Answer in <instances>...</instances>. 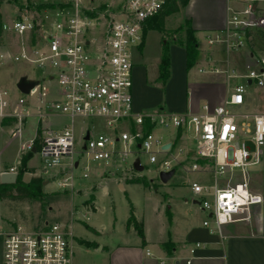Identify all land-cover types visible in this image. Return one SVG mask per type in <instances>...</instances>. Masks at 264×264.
Instances as JSON below:
<instances>
[{
	"label": "built area",
	"instance_id": "built-area-1",
	"mask_svg": "<svg viewBox=\"0 0 264 264\" xmlns=\"http://www.w3.org/2000/svg\"><path fill=\"white\" fill-rule=\"evenodd\" d=\"M170 1L31 0V10L26 8L18 13L19 20L1 26V33L18 38L20 47L11 53L0 46V70L24 62L41 76L30 79L37 86L29 95L16 86L15 95L0 80V128L5 121L16 123L12 134L19 137L21 126L36 117V135L24 151L36 149L46 172H64L58 181L62 189L74 187L82 159L86 179L91 163H112L116 171L123 170L121 164L133 156V149L148 156L151 164L159 163L158 156L169 155L159 164L160 173L176 171L184 159L191 158L189 172L208 171L214 176L213 185L193 183L191 190L201 209L210 213L215 226L212 233L221 235L226 225L251 222L254 208L264 204L251 186V171L260 165L264 147V114L241 112L250 102L251 89L264 91V57L251 54V60L241 66L230 63L232 54L249 51L248 33L263 30L264 19L255 9L259 0H234L242 8H228L226 27L221 31L224 39L209 37L210 47L225 45L228 58L225 69L213 68L212 73L241 81L230 89L223 104L213 110L205 105L201 112L191 114L139 113L134 109L133 52L142 46L145 29ZM40 5L44 7L39 10ZM60 115L71 120L69 126L59 132L46 127L51 116ZM76 119H102L115 131L92 134L83 130V142L78 145ZM123 124L128 130L122 129ZM157 128L173 130L175 139L180 131L185 139L192 131L196 149H179L173 154V143L164 149L168 142L154 133ZM37 134L41 135L39 149ZM204 225L208 227L209 222ZM0 236L3 264H74L69 234L60 224L35 231L18 227Z\"/></svg>",
	"mask_w": 264,
	"mask_h": 264
},
{
	"label": "rangeland",
	"instance_id": "rangeland-1",
	"mask_svg": "<svg viewBox=\"0 0 264 264\" xmlns=\"http://www.w3.org/2000/svg\"><path fill=\"white\" fill-rule=\"evenodd\" d=\"M40 2L42 0H37V3ZM31 4V0H4L0 6V29L3 23L9 24L12 21L19 20L18 13L31 7ZM29 9L31 10V8ZM215 15L214 0H191L186 7L181 8L180 12L172 14L165 19L163 30L160 29V25L157 22L151 24L146 29L147 32L145 31L146 34L143 37L142 52H133V58L136 62L146 67L148 82H153L159 74L163 48L166 47L171 56V48H179L173 50V58L171 57V60L175 61L176 58H182L181 61L184 64L186 50L178 42L185 43L186 33L191 29V25L208 30L204 28L207 25L215 24ZM208 34L202 33L198 37L202 54L212 53V50L216 52H220L222 49L225 50L224 44H215L211 49L208 43L209 37L215 38L218 36L224 39V33L215 32L209 37L207 36ZM15 42V37L11 34L3 35L0 30V46L4 51L8 50V45L16 46ZM254 49L255 53L260 54V50H264V44H260L258 41L255 43ZM226 56L227 54L224 53L223 57ZM181 65V62L178 65L176 62V66H178L180 71V80L184 71ZM203 66L204 68H202ZM203 66L196 65L186 73V89L189 92L190 103L193 106L187 110V114L198 113L202 106L207 105L208 101L213 102L215 101L213 98H219L225 94L228 86L232 88L241 82L239 79H231L229 80V85L225 81L211 84V79L218 75L212 73V69L218 67L216 65ZM200 68H202V72L200 71L199 73ZM40 76L41 72L39 70L24 62L10 64L0 70V80L15 95H18L15 91L17 80L22 77L39 79ZM260 97V91L250 90V103H256L257 101V105L259 103L260 106ZM243 109H241V112H243ZM59 118V124L62 125L68 120L66 116H60ZM27 121L30 137H33L36 135L35 132H37V129L35 130V122L37 120L34 117H30ZM16 126V123L6 121L4 126L0 128V175L13 170L24 183H29L33 177H42L44 197L39 200L24 201L2 200L0 198V235L4 232L13 231L18 227H23L27 231H35L44 228L47 224H60L69 234L74 264L108 263L109 256L107 251L101 250V248L103 246L111 247L118 242H123V238L126 239L128 232L133 227L128 225L133 206L138 217L145 216L155 221L160 201L161 203L165 201L167 195L172 201L166 202L163 206L164 208L159 212H162V210L164 213L167 210L171 212L170 208L172 209L173 205L175 206L177 201L182 199H186L191 203L197 199L191 191L193 183L213 185L214 182V176L211 172H189L188 168L191 166L192 159L187 158L186 160L184 159L181 167L176 168L174 177L169 182L163 183L160 178L159 164L169 159V155L158 156L159 163L151 164L148 156L141 151L133 149V156H130L125 163L121 164L123 170L116 171L112 163L109 166L91 163L90 170L87 172L88 178L86 179L83 178L85 160L82 159L79 168L75 171L76 181L74 187L72 189H62L59 187L58 181L63 178L65 173L46 172L45 166L36 153L31 155H29L30 152L26 153L24 147L29 142L25 143L21 148V143L19 142L18 145V141L22 139L24 144L28 140L27 137H24L27 124L21 126V137H14L12 134ZM121 127L128 130L126 124L121 125ZM74 129L78 145L83 142V134H81L83 130L90 131L92 134H111L115 131L107 128L105 121L102 119H77ZM154 133L168 140L174 134V131L157 128ZM196 145L193 132L188 131L185 142L178 143L172 152L177 154L181 148L183 150H195ZM137 159L142 163L143 170L141 172L131 169ZM23 161H25L24 164ZM97 172L101 173V175L97 176ZM139 178L146 180L149 187H146L141 182L128 183ZM101 180H106L105 186L108 187L106 193L100 188L102 186ZM116 182H125L126 190H121ZM45 185L46 187H44ZM200 200L202 199L200 198ZM193 207L194 209H191V211L196 213L199 206ZM175 210L177 211V208ZM177 214L181 220V214L179 212ZM196 214L197 221L198 217ZM1 240L0 237V259L3 251ZM86 242L96 243L98 248L87 249Z\"/></svg>",
	"mask_w": 264,
	"mask_h": 264
},
{
	"label": "crops",
	"instance_id": "crops-1",
	"mask_svg": "<svg viewBox=\"0 0 264 264\" xmlns=\"http://www.w3.org/2000/svg\"><path fill=\"white\" fill-rule=\"evenodd\" d=\"M214 2L216 13L215 24L211 26L207 25L204 29L208 30H203V28L200 29L198 26H192L190 23L191 28L195 31V38L197 42L199 35L202 33H209L207 35L209 37L212 33H220L225 29L229 14L228 8L234 10L242 8V6L234 0H214ZM255 9L259 14L258 16L264 19V0H259L255 4ZM15 43L16 46H9L7 44L11 53H17L19 51L20 43L18 38H16ZM198 46L200 54L199 60L196 62L195 66L216 65L220 69L226 68L227 56L223 57L225 50L222 49L220 52L212 50V53L202 54V49L200 48L199 43ZM142 49L143 45L138 49V51L142 52ZM174 49L176 50L179 48H171L172 56L170 53V59L171 57L173 58ZM250 52L245 50L232 54L230 60L231 65L234 66L238 64L241 66L251 60L250 58L252 52ZM185 55L186 51L184 54V64L181 61L182 58H176L175 61L171 60L170 77L168 78L166 84H163L159 80L160 65L157 78L150 83L147 80L146 67L141 63L136 62L133 58V97L134 109L136 112L155 113L158 111H166L182 114L186 113L189 108L193 107L190 103L189 92L186 89V73L189 71L186 67ZM260 56L264 57V50H260ZM176 62L177 65L181 62L182 70L184 69L181 80L179 79L180 71L178 70V66H176ZM202 68H204V66ZM202 68L199 69V73ZM224 81L227 85H229V80H227L226 76L218 74L211 79V84L222 83ZM230 89L231 87L228 86L225 94L219 98H213L215 101H208L207 105H205L213 110L215 107L223 104L230 93ZM260 96V106L259 103L257 105V101L256 103L248 102V104L243 107L244 109L242 108V111H246V113L250 114H264V107L262 106L264 91H260ZM204 106H202V108ZM201 110L199 112H201ZM60 116H51L46 123V127L59 132L66 126H69L71 120L68 117V120L64 123V125L59 124L58 120L60 119ZM34 118L37 120L36 117ZM53 118L55 119L53 120ZM25 124H27V129H25L26 135L24 137H27L28 140H26L23 144L22 139H19L18 145L20 142L21 148L25 145V143L27 144L35 137H30L28 121ZM37 125L38 123L35 122V130L37 129ZM174 139L175 137L171 135V138L166 140V142H168V144L173 143V147L182 141L185 142L183 134L181 138H178L177 136V139ZM261 154L262 158L260 165L251 171V186L252 190L260 194L264 199V147L261 149ZM100 182L102 183L100 188L106 193L108 191V187L105 186L106 180H101ZM130 182L131 181L128 183ZM124 183L125 182H116L119 188L121 186L123 187L121 190H126V185ZM44 187H46V185ZM167 198L168 195L166 199ZM166 199L162 203L160 201L155 221H152L145 216H142L141 218L138 217L135 207H132L136 221L138 223L142 222L143 224V237H140L134 227H132L131 231H129L130 233L128 232L129 237L126 235L127 237L126 239L123 238V242H118L111 247L103 246L101 250H106L107 255L109 256V261L106 264H264V204L254 208L253 219L251 222L226 225L222 227V234L219 235L218 233H212V230L215 231V226L210 219V213L202 210L196 199L193 200L192 203L186 199H182L177 201L175 206L173 205L172 209L170 208L171 212L168 210L166 213H164L163 210L162 212H159L162 208H164L163 206L166 202L171 200V198H168V200ZM154 202L156 205V200ZM196 205L199 206V209L196 210L197 214L191 211V209H194L193 206ZM175 208H177V211ZM178 212L181 214V220L177 214ZM195 214L198 217L197 221ZM205 222H209L208 227L204 225ZM166 243H172L173 245V248L169 252L162 246ZM85 244L87 249L98 248V244L96 243L86 242ZM197 245L200 246L197 247ZM0 264H3V251Z\"/></svg>",
	"mask_w": 264,
	"mask_h": 264
},
{
	"label": "trees",
	"instance_id": "trees-1",
	"mask_svg": "<svg viewBox=\"0 0 264 264\" xmlns=\"http://www.w3.org/2000/svg\"><path fill=\"white\" fill-rule=\"evenodd\" d=\"M4 0H0V6L2 5ZM191 0H172L168 4V7L166 8L165 12L162 13L160 16H158L156 19H154L153 23H158L160 25V29L163 30L165 19L172 15L180 12L181 8H184L188 5V3ZM34 5L31 4V7L33 8ZM44 5L38 6V9H42ZM152 23V24H153ZM151 25V24H150ZM148 25V27L150 26ZM147 27V28H148ZM146 28V29H147ZM145 29V31H146ZM144 31V34H145ZM260 42V44H264V29L263 30H256L254 32L248 33V49L252 52V54L255 53V43ZM178 44L186 50V67L187 70L190 71L198 61L199 57V46L198 42L195 38V31L191 28L186 33V41L185 43H179ZM170 68H171V59L169 55V51L166 50V47L163 48L162 53V60L160 64V78L159 80L166 84L168 78L170 77ZM6 122V121H5ZM145 130L150 131L151 127H147ZM182 131L178 133V138L182 137ZM40 134H37L38 141L36 143V148L39 149L40 147ZM33 154V152H30L29 155ZM25 161H23V164ZM203 163V162H200ZM131 182L136 183H142L146 187H149V184L144 179H137ZM44 197L43 192V179L42 177H35L32 178L29 183H24L19 177L17 178V182L14 185H0V198L2 200H11V201H24V200H34V199H42ZM128 225L133 226L140 237H143V224L142 222H137L136 218L133 214V209L131 208V215L128 220ZM166 251H171L173 248L172 243H166L162 245Z\"/></svg>",
	"mask_w": 264,
	"mask_h": 264
},
{
	"label": "water",
	"instance_id": "water-1",
	"mask_svg": "<svg viewBox=\"0 0 264 264\" xmlns=\"http://www.w3.org/2000/svg\"><path fill=\"white\" fill-rule=\"evenodd\" d=\"M37 86V82L34 80H30L27 77H22L19 79L16 87L22 93L23 95H29L32 90ZM89 137L87 136L85 140L87 141ZM171 148V144H168L164 147V149L168 150ZM32 152L35 154L36 149H33ZM79 163H76V166H78ZM134 171L141 172L143 170V167L140 164V160L137 159L133 165ZM176 171L173 170L169 173H160V178L163 183L169 182L175 175ZM18 175L15 172H4L0 175V185H14L17 182ZM120 189H123L121 186Z\"/></svg>",
	"mask_w": 264,
	"mask_h": 264
}]
</instances>
